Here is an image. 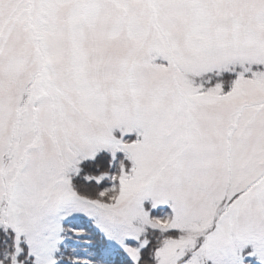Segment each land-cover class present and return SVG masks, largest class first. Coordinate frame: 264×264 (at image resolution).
<instances>
[{
    "label": "snow or ice",
    "instance_id": "1",
    "mask_svg": "<svg viewBox=\"0 0 264 264\" xmlns=\"http://www.w3.org/2000/svg\"><path fill=\"white\" fill-rule=\"evenodd\" d=\"M0 264H264V0H0Z\"/></svg>",
    "mask_w": 264,
    "mask_h": 264
}]
</instances>
